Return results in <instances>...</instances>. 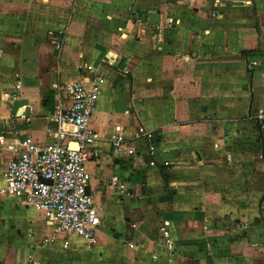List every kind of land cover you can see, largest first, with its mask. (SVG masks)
I'll return each mask as SVG.
<instances>
[{
    "label": "crops",
    "instance_id": "1",
    "mask_svg": "<svg viewBox=\"0 0 264 264\" xmlns=\"http://www.w3.org/2000/svg\"><path fill=\"white\" fill-rule=\"evenodd\" d=\"M91 68L96 239L0 193V264H264V0H0V188Z\"/></svg>",
    "mask_w": 264,
    "mask_h": 264
},
{
    "label": "built area",
    "instance_id": "2",
    "mask_svg": "<svg viewBox=\"0 0 264 264\" xmlns=\"http://www.w3.org/2000/svg\"><path fill=\"white\" fill-rule=\"evenodd\" d=\"M90 71V76L55 87V105L47 130L52 141L39 144L28 139L7 163L5 184L0 188L3 195H19L22 204L43 211L54 228L51 239L60 235L67 238L75 232L95 241L102 226L89 194L91 175L87 164L99 154V136L91 121L105 77L98 68ZM262 118L264 113L259 115ZM127 142L120 132L110 136L115 154L132 152L125 148Z\"/></svg>",
    "mask_w": 264,
    "mask_h": 264
},
{
    "label": "rangeland",
    "instance_id": "3",
    "mask_svg": "<svg viewBox=\"0 0 264 264\" xmlns=\"http://www.w3.org/2000/svg\"><path fill=\"white\" fill-rule=\"evenodd\" d=\"M25 32L27 33L28 31H25ZM89 36H92V31L89 33ZM90 41H91L90 43H92L91 46H92L93 48H96V47H97V43L94 41V39L91 38ZM255 158H256V161H258V159L261 160L259 154H258V156L255 157ZM259 176H260V178H261L262 180H264V171H262V172L260 173ZM0 187H1V186H0ZM259 223H260V222H259Z\"/></svg>",
    "mask_w": 264,
    "mask_h": 264
}]
</instances>
